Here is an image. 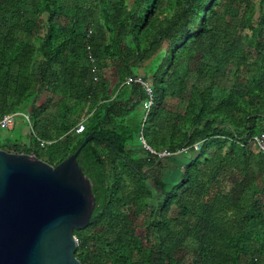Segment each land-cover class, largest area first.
<instances>
[{
	"label": "trees",
	"instance_id": "obj_1",
	"mask_svg": "<svg viewBox=\"0 0 264 264\" xmlns=\"http://www.w3.org/2000/svg\"><path fill=\"white\" fill-rule=\"evenodd\" d=\"M138 76L144 126L145 90L124 85ZM13 112L50 144L1 148L53 166L98 138L78 157L96 200L74 232L83 264H264V0H0V119ZM141 132L189 152L161 160Z\"/></svg>",
	"mask_w": 264,
	"mask_h": 264
},
{
	"label": "water",
	"instance_id": "obj_2",
	"mask_svg": "<svg viewBox=\"0 0 264 264\" xmlns=\"http://www.w3.org/2000/svg\"><path fill=\"white\" fill-rule=\"evenodd\" d=\"M92 139L57 166L0 150V264H83L74 232L90 225L96 200L78 157Z\"/></svg>",
	"mask_w": 264,
	"mask_h": 264
},
{
	"label": "built area",
	"instance_id": "obj_3",
	"mask_svg": "<svg viewBox=\"0 0 264 264\" xmlns=\"http://www.w3.org/2000/svg\"><path fill=\"white\" fill-rule=\"evenodd\" d=\"M92 32H89V35ZM90 57H92L90 55ZM93 61V59H92ZM95 68L93 69V72H95ZM132 84H139L140 86H142L145 90V94L147 96L146 101L143 104V126L147 121L148 115L153 107L154 104V89L151 86V84L149 82H147L142 76H138V77H129L124 85H132ZM19 118L24 119V121L29 124V127L31 129V135L33 137H35L37 139L38 142H40L41 146L44 147L45 145L50 144V142H46L41 140L34 129V123L31 117V114L28 112H13V113H9V114H5L1 119H0V131L1 130H8L11 131L15 128L17 120ZM85 131V121L83 120L74 130L75 134H82ZM139 140L141 141V144L143 146L144 149L148 150L151 154L157 156L158 158L162 159H166L169 157H172L174 155H178L181 153H188L189 152V148H184L181 151H178L176 153H172V152H168V151H163V152H156L155 150H153L146 142L145 138H144V134L143 132H141ZM250 144L251 147H255L258 148L262 153H264V113H263V118H262V124H261V132L258 136L254 137L253 139L250 140ZM194 151H199L201 149V145L200 144H196L193 146ZM0 150H5L2 149L0 146ZM6 151L8 152H12V153H20L18 151L15 150L14 147H10L9 149H6ZM22 153V152H21Z\"/></svg>",
	"mask_w": 264,
	"mask_h": 264
},
{
	"label": "rangeland",
	"instance_id": "obj_4",
	"mask_svg": "<svg viewBox=\"0 0 264 264\" xmlns=\"http://www.w3.org/2000/svg\"><path fill=\"white\" fill-rule=\"evenodd\" d=\"M252 2L254 3H258L259 0H252ZM234 24H237L239 26L240 24V15H237L234 19H233ZM241 30V29H240ZM242 35H247L250 34V31L248 29L246 30H242ZM173 103L176 104L177 100H172ZM31 130L29 127V124H27L24 119L19 118L17 120L16 123V128L14 130L8 131V130H1L0 131V146L4 145L6 142H8L10 139H14L15 137H18L19 135H22V138L24 137V141H28L29 140V136H30ZM254 148V147H253ZM174 172V175H172L173 177H175L178 173V171L170 166L166 164V166L162 169L157 171L155 174L162 177V178H166V176H170L171 172ZM141 220L138 219L135 221V224H140Z\"/></svg>",
	"mask_w": 264,
	"mask_h": 264
},
{
	"label": "crops",
	"instance_id": "obj_5",
	"mask_svg": "<svg viewBox=\"0 0 264 264\" xmlns=\"http://www.w3.org/2000/svg\"><path fill=\"white\" fill-rule=\"evenodd\" d=\"M31 130V129H30ZM30 136H31V133H30ZM30 136H29V140L28 141H24L23 139H24V137L21 139V142L23 143V144H29L30 143Z\"/></svg>",
	"mask_w": 264,
	"mask_h": 264
}]
</instances>
